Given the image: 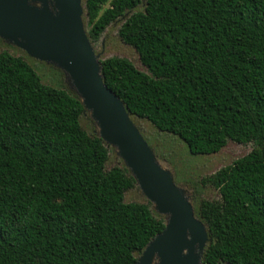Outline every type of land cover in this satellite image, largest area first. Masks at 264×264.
Wrapping results in <instances>:
<instances>
[{"label":"trees","instance_id":"16d2710c","mask_svg":"<svg viewBox=\"0 0 264 264\" xmlns=\"http://www.w3.org/2000/svg\"><path fill=\"white\" fill-rule=\"evenodd\" d=\"M83 1L93 46L119 23L147 69L101 60L134 122L180 137L194 155L253 145L202 179L220 199L195 212L211 238L204 264H264V0ZM61 85L0 53V264H134L165 218L147 199L126 202L135 179Z\"/></svg>","mask_w":264,"mask_h":264},{"label":"water","instance_id":"95a60500","mask_svg":"<svg viewBox=\"0 0 264 264\" xmlns=\"http://www.w3.org/2000/svg\"><path fill=\"white\" fill-rule=\"evenodd\" d=\"M83 17V0H0V38L63 72L98 136L114 149L143 196L165 218L164 230L134 264H204L211 241L208 227L196 215L190 193L176 184L124 102L105 84L101 55Z\"/></svg>","mask_w":264,"mask_h":264},{"label":"rangeland","instance_id":"374dc122","mask_svg":"<svg viewBox=\"0 0 264 264\" xmlns=\"http://www.w3.org/2000/svg\"><path fill=\"white\" fill-rule=\"evenodd\" d=\"M108 6L109 4L105 8ZM119 25V23H113L109 26L101 39L95 43L96 52L101 55V60L109 57L126 58L133 62L140 71L147 72L140 61L137 50L124 43L120 38L118 34ZM85 27L88 30L86 23ZM3 51L16 56H23L37 71L44 83L53 86L66 85L64 76L56 67L29 57L24 51L7 44L0 38V53ZM134 120L162 164L173 173L176 184L190 193L194 206H198L204 200L215 201L220 199L219 191L210 184H203L202 179L233 164L253 149L252 144L242 145L229 141L218 153L194 155L180 137L158 130L146 119L136 117ZM117 163V159L112 157L110 165ZM145 199L138 187L128 191L125 196L126 202H144Z\"/></svg>","mask_w":264,"mask_h":264}]
</instances>
